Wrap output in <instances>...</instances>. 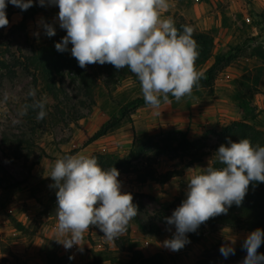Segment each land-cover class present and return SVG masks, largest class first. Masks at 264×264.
Masks as SVG:
<instances>
[{"label":"rangeland","instance_id":"374dc122","mask_svg":"<svg viewBox=\"0 0 264 264\" xmlns=\"http://www.w3.org/2000/svg\"><path fill=\"white\" fill-rule=\"evenodd\" d=\"M169 4L165 16L174 21L183 17L196 31L213 35L215 54L224 52L229 46H239L241 52L219 74L212 90L193 93L179 102L162 103L159 110L149 106L141 108L132 115L131 123H125L90 145H85L87 137L93 136L109 120L111 111L143 97L140 84L126 79L107 87L104 79L99 78L91 101L83 93L75 73L65 70L63 76L56 79V84L52 83L48 88L45 81L34 77L33 71L27 72L23 64L38 50L60 42L56 34L46 35L45 23L51 24L56 33L63 31L62 37L66 36L56 19L59 9L54 5L41 7L34 2L27 9L33 17L22 24V15L10 4L9 25L0 28V60L8 63L10 71L0 69V168L9 171L23 185L20 190H0V206H5L0 211V218L6 211L24 225L38 227L39 231L35 238L29 239L0 219V264H47L43 249L45 239L57 242L56 217H50L42 209L30 189L49 177L55 160L65 153L77 151L76 154L90 156L100 153L123 157L138 134L157 136L180 130L193 141L207 132H218L230 123L242 120V111L233 96L240 90L242 80L250 78L253 81L257 75H260V82L252 91L256 119L249 123L264 130V0H244L242 4L237 0H169ZM212 63L213 60L197 70L202 73ZM30 90L35 91L37 99L47 100V115L42 120L36 119L37 110L30 107L33 102L28 95ZM4 136L11 141L9 148L2 146ZM18 140L28 141L29 146L18 145ZM216 145L217 138L210 133L206 155L196 164H191L186 157L173 159L172 154L135 163V170L142 171L146 163L156 171L155 178L143 184L137 183L135 173L119 175L122 192L139 195L133 199L139 218L144 224L152 222L161 228V235H143L132 220L127 231L113 244L105 241L99 228L92 227L84 235L82 249L75 245L65 249L57 242L58 258L63 264H68L70 257L73 264H129L132 255L127 250L128 237L149 252L145 264H240L246 256L242 244L251 231L238 227L207 228L199 243L188 242L177 252L163 246L165 240L172 238L175 228L169 229L159 218H165L185 199L188 176L207 167L209 162L212 164ZM168 171L181 172L182 176L162 185L160 175ZM229 242L235 254L225 258L219 249ZM258 252L264 254V243ZM94 253L97 254L95 260L92 258Z\"/></svg>","mask_w":264,"mask_h":264},{"label":"clouds","instance_id":"9594fccd","mask_svg":"<svg viewBox=\"0 0 264 264\" xmlns=\"http://www.w3.org/2000/svg\"><path fill=\"white\" fill-rule=\"evenodd\" d=\"M39 6H57V20L66 31L57 51L71 47V55L81 68L94 64H111L117 71L129 69L140 84L145 104L159 110L169 97L179 102L191 96L202 73L196 68L198 44L194 29L182 25L164 13L169 0H35ZM21 10L33 6L34 0H0V28L7 27V5ZM44 29L49 37L56 34L51 24ZM30 107L37 110L36 119L46 117V98H36L34 90ZM222 167L210 162L207 167L188 176L185 199L165 223L174 226L171 239L163 246L173 252L189 242L187 233L195 232L209 219L227 214L239 206L252 183H264V146L253 145L248 138H227L213 156ZM120 173L115 167L104 169L95 156L68 154L55 160L49 177L56 191V241L65 249L74 245L82 249L84 235L92 227L113 243L128 229L138 215L131 193L122 192ZM264 243V230L247 234L242 248L246 251L240 264H264L258 252ZM222 256L235 254L231 242L221 245ZM72 257H70L71 259Z\"/></svg>","mask_w":264,"mask_h":264},{"label":"trees","instance_id":"16d2710c","mask_svg":"<svg viewBox=\"0 0 264 264\" xmlns=\"http://www.w3.org/2000/svg\"><path fill=\"white\" fill-rule=\"evenodd\" d=\"M237 1L242 4L244 0ZM10 4L11 3L7 5L6 9L8 20L10 19L8 16ZM13 7L22 15V24H25L33 17V13H30L28 10H21L14 5ZM34 8L36 12V7ZM175 25L181 31L182 25H190L194 29L193 38L198 44L199 52L198 59L196 60L197 69L213 60V63L202 72L203 75L199 84L194 87L192 94H199L201 91L212 90L219 74L237 59L242 48L239 46H229L224 52L215 54L216 43L212 34L196 31L192 24L183 17L176 20ZM62 34L64 33L61 30L56 33L60 42L63 38ZM71 47L72 45L69 44L67 46L68 50L64 52L57 51L55 46L38 50L32 57L25 59L23 66L27 72L33 71L36 79L45 81L48 88H50V84H56V79L62 77L65 70L73 71L82 86L83 93L91 101H93L99 78L104 79V83L107 87L114 86L126 79L139 83L134 74L127 68L117 71L116 68L107 63L104 65H88L86 68H81L76 59L71 55ZM258 54L261 56L263 55L262 51H259ZM0 69L7 70L10 73L8 63L4 59L0 60ZM259 82L260 75H257L253 81L248 78L246 81L242 80V82H240V88H238L240 90L235 92L233 99L242 111V120L232 122L218 132H207L200 139L193 141L189 139L187 133L180 130L162 133L157 136L142 133L134 137L131 149L128 154L123 157L117 154L100 153H94L92 156L97 158L99 164L104 169L115 167L119 170L120 175L135 173L137 183L143 184L149 179L155 178L156 171L152 165L146 163H144L145 167L142 171L135 170V163L149 160L151 157L156 159L161 156L172 154V157H174L173 159L186 157L191 164H196L201 162L206 155L205 150L207 147L208 135L210 133H213L217 138V145L215 146L214 153L221 144L227 143V138L233 141L248 138L253 145L264 146V130L249 123V121H254L256 119L257 108L253 102L252 91L256 89ZM169 99L170 101L175 100L171 96ZM144 107H147V105L143 97L135 98L123 105L117 106L115 110L110 112L109 120L106 121L93 136L87 137L85 145H90L120 129L125 123H131L132 115H134L137 110ZM1 143L3 147L9 148L11 141L4 136ZM17 143L18 145L25 143L29 146V142L26 140H18ZM76 153L77 151H71L65 153L64 156L68 154L74 155ZM212 165L215 167H222V165L216 162L215 158L212 161ZM0 174V190L12 191L13 189H21L23 184L15 180L14 176L9 171L0 168ZM181 176L182 173L177 171L162 173L160 175V177L163 178L161 184L164 185L171 179ZM12 180L15 181L12 183ZM56 191L57 189L54 187L50 177L44 179L34 188L30 189L32 197L50 217H56ZM132 196L134 199L139 195L132 193ZM4 207V205L0 206V211L3 210ZM172 212L165 217L171 216ZM0 219L6 221L11 229L23 237L33 239L38 234V227L30 228L6 211L2 214ZM159 219L161 222H165V218ZM133 221L137 224L140 232L145 236L157 237L163 233L162 229L152 222L144 224L138 215ZM217 226L238 227L251 232L257 228L264 230V183L250 184L248 192L239 206L233 204L228 209L227 214H221L211 218L206 223L200 225L195 232L188 233V241L190 243H199L203 239L207 228H215ZM168 228L174 229V226L168 225ZM126 242L127 250L132 255L129 264H137L139 262L140 264L147 263V256H150L149 252H146L139 243L132 241L128 237L126 238ZM45 243L43 251L47 264H63L62 260L58 258L57 242L51 239H45ZM96 257L97 254H92L93 260H95ZM68 264H73L72 259L68 258Z\"/></svg>","mask_w":264,"mask_h":264},{"label":"crops","instance_id":"0c3cea01","mask_svg":"<svg viewBox=\"0 0 264 264\" xmlns=\"http://www.w3.org/2000/svg\"><path fill=\"white\" fill-rule=\"evenodd\" d=\"M19 252H21L20 250H18Z\"/></svg>","mask_w":264,"mask_h":264}]
</instances>
